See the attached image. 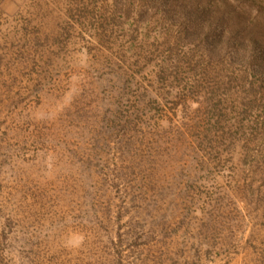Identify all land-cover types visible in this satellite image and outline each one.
<instances>
[{
	"label": "rangeland",
	"instance_id": "374dc122",
	"mask_svg": "<svg viewBox=\"0 0 264 264\" xmlns=\"http://www.w3.org/2000/svg\"><path fill=\"white\" fill-rule=\"evenodd\" d=\"M244 2L0 0V264H264Z\"/></svg>",
	"mask_w": 264,
	"mask_h": 264
},
{
	"label": "trees",
	"instance_id": "16d2710c",
	"mask_svg": "<svg viewBox=\"0 0 264 264\" xmlns=\"http://www.w3.org/2000/svg\"><path fill=\"white\" fill-rule=\"evenodd\" d=\"M264 1V0H260ZM227 3L231 6H235L237 4H232L231 2L227 1ZM245 5H249L248 9L251 7L254 9V6L257 8L258 11L256 15V20L248 19L247 25H244V29L251 30V31H244L243 27H236L231 24L230 30L227 36V44L233 48V52L235 57L240 60L241 63L245 65V68L242 69L241 75L242 77L253 86L255 83L261 84L262 88L264 87V35H258V32L255 33L252 31V27L256 26L257 20L260 18H264V6L256 4L253 0H245ZM209 7H205L202 9V12L205 10L208 11ZM202 15V14H201ZM199 17L189 18V22L198 21ZM211 31L205 30L203 28V35L205 43H211L212 40L221 38V34L218 36H211ZM223 37V35H222ZM212 38V40L210 39ZM251 46L250 50L248 51L249 47ZM241 51L243 54H241ZM245 51V54H244ZM244 59V61H243Z\"/></svg>",
	"mask_w": 264,
	"mask_h": 264
}]
</instances>
